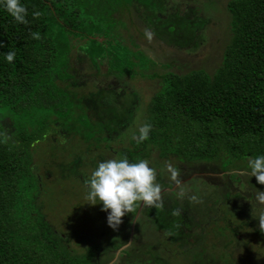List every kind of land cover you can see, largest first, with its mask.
Listing matches in <instances>:
<instances>
[{
	"label": "trees",
	"instance_id": "1",
	"mask_svg": "<svg viewBox=\"0 0 264 264\" xmlns=\"http://www.w3.org/2000/svg\"><path fill=\"white\" fill-rule=\"evenodd\" d=\"M20 2L28 9L27 25L16 23L0 3V264L111 261L108 252L129 243L140 208L113 230L101 216L108 215L103 205L88 204L85 181L108 159L149 160L163 189L175 186L166 162L179 169L180 180L222 172L234 186L248 188L245 173L236 168L227 174L249 157L264 155V0L227 2L232 38L215 73L197 68L163 75L153 72L158 62L145 47L199 50L207 40L214 0ZM34 10L42 13L38 19ZM128 14L134 27L125 25ZM37 31L41 39H31ZM12 51L16 55L9 63L5 53ZM85 65L96 75L85 72ZM103 70L113 75V85L97 81ZM136 78L160 81L148 103L131 81ZM144 123L152 130L137 144L131 137ZM58 183L59 189L72 183L78 193L73 213L56 216L64 199L50 188ZM183 186V199L176 188L163 193L162 210H141L130 247L150 242L168 264H182L181 259L196 264L195 254H202L198 263L252 264L248 234L258 236L261 252L264 233L255 227L256 215L249 219L254 208L244 210L235 202L244 193L211 184L205 176ZM193 194L202 203H192ZM88 207L98 208L93 220L97 215L99 220H92L90 229L105 232L107 253L99 234L87 239L78 229L88 223ZM174 209L181 215L173 216ZM52 218L63 229H55ZM66 233L74 235L78 251L68 249ZM122 254L129 255V248Z\"/></svg>",
	"mask_w": 264,
	"mask_h": 264
},
{
	"label": "rangeland",
	"instance_id": "2",
	"mask_svg": "<svg viewBox=\"0 0 264 264\" xmlns=\"http://www.w3.org/2000/svg\"><path fill=\"white\" fill-rule=\"evenodd\" d=\"M216 3L214 6L216 7L215 11L212 13L211 20L209 21V25L207 28V40L201 44V47L199 50L195 52H184V51H175V50H164L162 51L161 49H157L156 51L151 49V47H145V50L148 51V54L150 57L155 59L158 63L157 67L153 72L158 73L159 75H163L167 73L168 71H174L178 72L181 74V72H188L193 69L197 68H204L207 70V72L213 74L216 72V70L221 66L222 63V51L226 43L232 38L231 37V18L230 15L227 13L225 5L229 0H214ZM174 4V3H173ZM172 4V5H173ZM188 5H193L194 3H187ZM196 6V10L198 9L197 3L194 4ZM131 15L128 14L126 15L125 18V25L127 27H134V25L131 24ZM128 32L131 35H135L136 30L134 28H131L128 30ZM83 60H87V57L83 58ZM83 70L85 72H88V74H91L93 76L96 75V71L91 70L88 65H85ZM101 74L97 75V81L99 83L104 84V85H113V78L112 74L108 73L107 70H103L100 72ZM138 89H140V94L141 97L144 99V102L148 103L151 99V97L155 94V91L157 90L158 86H160V81L159 80H153V79H132L131 80ZM122 83V82H121ZM120 83V84H121ZM238 169L240 173H245V185L248 187L247 189L242 188L241 186H234L231 181L229 180V177H225L223 174L221 179H220V185L221 186H226V184L229 187H232L231 189L237 190L238 192H242L245 195V198L241 199H234L235 202L244 204V210H248L254 208L253 215L250 217V220L255 219V215L259 218V216L264 213V206L260 205L257 203L255 196L257 191H264V185H260L257 183L255 177H249L247 175V163H238L237 167L233 168L231 167L230 170L228 171V174H232L235 171V169ZM218 176V175H215ZM211 179V178H210ZM218 184L217 181L211 180V184ZM61 183H58V185H53L52 188H50V192L53 194H58L61 195L60 198H63L64 201L62 203V206L60 205L57 209L59 213H55L56 216L59 214H64L65 212L67 213H73L76 211L74 208V205L77 201L76 197L78 196V193L72 188L73 185L72 183H69V185H63L61 189H59ZM234 186V187H233ZM64 190H67L64 192ZM62 193H61V192ZM254 193L251 197L250 193ZM233 200V199H232ZM77 204V203H76ZM84 208V207H83ZM98 208H90L88 207L87 209L85 208L84 212L86 214L85 218L87 219L88 223L84 222V224H80L78 229L82 232V237H85L88 239L89 237L95 238L96 234H99V241L100 245H103L105 242V238H102L104 236L105 232H98L90 229V226L92 225V220L94 217V214L97 211ZM51 215V214H50ZM66 215V214H65ZM100 215V214H99ZM51 216H54L53 213ZM101 216L105 219L107 216H104L101 214ZM244 219V218H243ZM59 220V219H58ZM56 218H52V222L54 223L55 229L61 230L63 229L64 225L58 222ZM99 220L98 215L96 218L93 220L97 222ZM257 222L255 223V227L259 226V221L256 220ZM74 224V223H73ZM100 224L103 226L104 221L100 222ZM68 229L69 226H67ZM108 232H110V229L107 228ZM65 232H67V229H65ZM102 233V234H101ZM68 233H66L67 235ZM71 234V232H70ZM101 234V235H100ZM121 237V233L119 234ZM67 239H70V245L68 249L70 251H78L77 245L78 241L75 240L74 235H67ZM118 237V236H117ZM248 237H250V247L249 250L251 253L249 254L251 259H252V264H262L264 261V250H259V246H257L256 240L258 239V236L249 233ZM102 240V241H101ZM143 244V245H142ZM85 245V244H83ZM82 245V246H83ZM104 246V245H103ZM127 246V245H126ZM131 246V244H130ZM127 246L125 249L129 248V255H123L122 251L115 250V251H109L107 246H104L105 253L108 252L107 258L110 259L111 256H114V258L110 261L107 262L106 259L104 260H99L98 264H158L159 261H161V264H168L164 263V261L161 259L159 253L154 250V248H157L158 246L150 244V242H144V243H139L137 246L130 247ZM125 247V246H123ZM122 247V248H123ZM159 248V247H158ZM104 252H102L103 254ZM99 256V255H98ZM201 256L202 254H195L193 255V259L196 262V264L200 261L201 262ZM182 264H195L194 262H191L190 260H183L181 259ZM238 262V261H237ZM180 264V262H179ZM198 264H204V263H198ZM218 264H231L228 261L226 262H220Z\"/></svg>",
	"mask_w": 264,
	"mask_h": 264
},
{
	"label": "clouds",
	"instance_id": "3",
	"mask_svg": "<svg viewBox=\"0 0 264 264\" xmlns=\"http://www.w3.org/2000/svg\"><path fill=\"white\" fill-rule=\"evenodd\" d=\"M0 3L16 23L28 24L26 19L28 9L20 0H0ZM32 15L34 19H38L42 13L34 10ZM145 34L149 40L152 39L151 32L146 30ZM30 36L33 40L41 39L38 31L31 32ZM15 55L14 51L8 52L5 53V58L9 63H12ZM151 130L152 125L144 123L138 128V134L133 133L131 138L137 144L143 143L149 139ZM164 170L176 185L177 198L183 199L186 191L181 183L184 179H179V169L171 162H166ZM247 175L255 177L258 184L264 185V155L248 158ZM85 185L88 189L85 197L88 204L103 205L101 210L108 213L107 223L113 230H117L123 223L124 216L137 212L141 205L143 208L161 210L164 207L162 185L157 181L156 169L150 166L147 159H139L135 163H130L125 156L100 162L91 172L90 178L85 181ZM188 199L192 203H202L201 198L195 194L189 196ZM255 199L258 204L264 206V191H257ZM172 215L180 216L181 212L179 209H174ZM258 221L259 229L264 233V213L259 216Z\"/></svg>",
	"mask_w": 264,
	"mask_h": 264
},
{
	"label": "water",
	"instance_id": "4",
	"mask_svg": "<svg viewBox=\"0 0 264 264\" xmlns=\"http://www.w3.org/2000/svg\"><path fill=\"white\" fill-rule=\"evenodd\" d=\"M199 176H207V174H206V173H196V174H193L189 179H187V180H183V181H181V183L184 184V183H186L188 180H191V179H193V178H195V177H199ZM175 189H176V185L173 187V189H169V188H165V189H163V193H164V192H167V191L175 190ZM142 209H143V205H141V208H140L139 213L141 212ZM139 213H138V215L136 216V219H135L134 222H133V225H132V232H131V238H130V241H129V243L127 244V246H130V244L132 243V237H133V234H134V229H135V226H136V222H137L138 217H139ZM127 246L121 248L119 251L124 250Z\"/></svg>",
	"mask_w": 264,
	"mask_h": 264
},
{
	"label": "flooded vegetation",
	"instance_id": "5",
	"mask_svg": "<svg viewBox=\"0 0 264 264\" xmlns=\"http://www.w3.org/2000/svg\"><path fill=\"white\" fill-rule=\"evenodd\" d=\"M218 175V176H214V175ZM225 175V173H222V172H218V173H209V174H207V176L205 177V178H211L210 180H215V181H217L218 182V184L217 185H220L219 183H220V179L222 178V177H220V176H222V175ZM213 184H214V182H213ZM251 195V194H250Z\"/></svg>",
	"mask_w": 264,
	"mask_h": 264
}]
</instances>
